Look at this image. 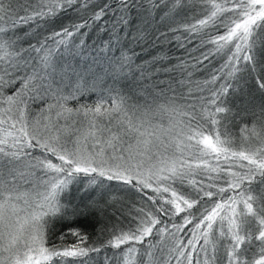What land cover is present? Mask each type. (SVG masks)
<instances>
[{"label":"trees","instance_id":"1","mask_svg":"<svg viewBox=\"0 0 264 264\" xmlns=\"http://www.w3.org/2000/svg\"><path fill=\"white\" fill-rule=\"evenodd\" d=\"M86 106L83 125L116 137L162 118L174 170L147 185L69 160L83 125L56 124ZM46 116L50 146L34 138ZM263 129L264 0H0V190H32L42 164L65 174L56 192L71 181L36 264H264Z\"/></svg>","mask_w":264,"mask_h":264},{"label":"rangeland","instance_id":"2","mask_svg":"<svg viewBox=\"0 0 264 264\" xmlns=\"http://www.w3.org/2000/svg\"><path fill=\"white\" fill-rule=\"evenodd\" d=\"M109 98L114 104H116L114 94ZM90 108L91 107L86 106L83 110V112H85L82 113L83 115H79L78 113L74 115L72 112L68 111V113H65V118L59 117V123L58 120H56V123H58L56 124L57 127H64L63 124H65L68 119L69 121L71 120L72 125H74L73 123L75 121L79 122V120H81L79 123L80 125H83L84 123L89 124L85 117L89 119L88 117L91 116V114H95L93 109ZM76 116L79 120H76ZM53 120L54 119H51L50 116H46V125L44 126L48 129L37 130V133L34 135V138L37 139L36 141L43 142L44 144L47 142L49 146L54 145L55 142L59 141H55L58 137L54 130L55 128H49L51 125L55 124L52 123L54 122ZM96 120L97 122L99 121V119ZM136 120H134L129 127H123L118 124L113 125L118 132V137H116V135H108L107 130L110 129L104 124L102 127L94 125L93 128H91L90 125H83L80 127L83 132H80L78 135L79 137H82L80 143L83 144V146H81L84 148L74 149L73 146H77L69 141L65 146V150H67L65 154L66 157L72 162L85 164V166L88 167L96 169H112V171L119 173L121 177L126 176L127 178H134L136 181L147 185H149V182L152 180H159L160 173L169 172V168L174 170L178 162L177 160L180 158L179 149L176 148L171 157H168V154L164 155V152L161 150V148L165 147V144L161 143V140H168L169 138L166 132V126H168L165 124L166 122H164L165 126L159 124V122L162 121V118H158L156 121L149 119L152 123H147L148 120L144 119ZM134 124H136L135 139L138 140L137 145L134 139H132L134 140L133 142L129 139L130 133L134 130V128H131ZM146 124L149 125L145 128L142 127ZM103 130H106L107 133V136L105 137L100 136ZM82 133L85 134L83 135ZM94 133L96 142H89L86 138L88 135L93 136ZM155 134L161 136L162 139L156 138L154 136ZM178 136L179 135H177V137ZM188 136L196 146L198 145L202 148H206V152H210L212 146L199 139L198 135L194 134L193 131H190ZM177 137L172 143H180L181 139ZM256 137L257 135L254 136V138ZM120 140H122L120 142L121 145H126L131 142V144L135 145L140 152L137 153L133 149H126L125 151L120 150L121 153L119 154V149L116 150V146H119ZM167 140H165V142H167ZM261 141L264 142V135H261ZM97 142L98 145L101 144L98 147H96L97 145L95 144ZM116 142L117 144L114 145ZM172 146L173 145L167 146V149L172 148ZM147 149L155 152L151 153L150 151L153 158L146 151ZM181 149L183 154L187 152L190 149L189 143L183 142ZM106 151H110V153L106 155ZM136 153L138 155H136ZM200 153L199 156L202 155ZM146 156L150 158H146ZM197 156L198 152L192 154L189 159L196 158ZM114 159H116V161ZM40 168L43 171V180L36 183L32 190H22L20 185L4 187L2 192L0 190V264H36L37 262L48 258V256L40 252V240L38 237L39 221L43 218L45 213L57 216L58 212L63 209L64 203L59 201V193L64 190L68 192V187H70L71 181L66 182L64 188L62 187L59 192H56L58 188L57 185L58 183H61V181L63 182L65 174H60L55 168H50L43 164ZM106 171L107 170H105V172ZM108 172L110 173L111 171ZM24 175L28 176L29 172H25Z\"/></svg>","mask_w":264,"mask_h":264}]
</instances>
